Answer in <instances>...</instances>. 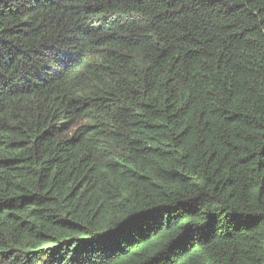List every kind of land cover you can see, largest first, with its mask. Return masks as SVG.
Returning a JSON list of instances; mask_svg holds the SVG:
<instances>
[{
  "label": "trees",
  "instance_id": "1",
  "mask_svg": "<svg viewBox=\"0 0 264 264\" xmlns=\"http://www.w3.org/2000/svg\"><path fill=\"white\" fill-rule=\"evenodd\" d=\"M158 259L264 264V0H0V264Z\"/></svg>",
  "mask_w": 264,
  "mask_h": 264
},
{
  "label": "snow or ice",
  "instance_id": "2",
  "mask_svg": "<svg viewBox=\"0 0 264 264\" xmlns=\"http://www.w3.org/2000/svg\"><path fill=\"white\" fill-rule=\"evenodd\" d=\"M121 227H123V225H121ZM155 264H161V261L158 259Z\"/></svg>",
  "mask_w": 264,
  "mask_h": 264
}]
</instances>
